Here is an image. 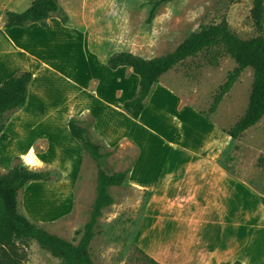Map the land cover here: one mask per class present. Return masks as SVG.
<instances>
[{"label": "rangeland", "instance_id": "1", "mask_svg": "<svg viewBox=\"0 0 264 264\" xmlns=\"http://www.w3.org/2000/svg\"><path fill=\"white\" fill-rule=\"evenodd\" d=\"M32 1L0 0V70L33 74L29 104L23 113H9L6 132H0V174L22 163L49 171L53 179L27 182L18 192V211L60 237L74 243L80 238L96 194L98 162L70 136L67 122L73 117L107 154L101 166L127 171L122 185L108 189L113 203L98 218L99 233L89 245L95 264H153L136 239L162 237L179 223L174 210L161 209L148 213L135 233L155 182L168 184L171 196L177 183L188 190V215L207 212L199 227H180L182 236L200 237V251H216L225 264L232 258L264 264V116L238 138L226 132L247 106L252 69L241 72L212 111L219 86L236 64L222 50L199 52L160 76L133 119L122 102L136 94L138 76L127 66L111 69L106 63L120 51L164 55L222 19L239 37L250 38L258 32L253 0H170L151 20L157 0H57L65 23L52 14L47 28L36 22L3 26L7 10L22 11ZM29 146L34 150L24 153ZM211 164L242 181L195 172ZM18 248L26 254L23 264H63L44 239L21 240Z\"/></svg>", "mask_w": 264, "mask_h": 264}, {"label": "trees", "instance_id": "2", "mask_svg": "<svg viewBox=\"0 0 264 264\" xmlns=\"http://www.w3.org/2000/svg\"><path fill=\"white\" fill-rule=\"evenodd\" d=\"M168 1L170 0H157L150 9L148 20L154 17L159 5ZM52 14L58 15L63 23L67 21V16L57 0H33L22 11L7 10L3 26L25 27L29 23L36 22L42 28H47V20ZM251 17L258 32L250 38L239 37L230 30L227 21L222 19L219 23L208 25L190 34L172 51L161 56L145 58L129 51L111 54L106 60L109 68L127 66L138 76L137 92L132 98L122 102V109L131 118L137 119L144 109L146 97L161 75L199 52L211 49L222 50L234 60L236 65L227 74L224 83L219 86L210 108L212 111L241 72L247 67L252 69L253 79L247 106L242 115L226 131L233 139L240 137L245 130L264 116V34L262 33L264 0H253ZM32 77L30 70H23L0 83V132L5 127L8 114L25 105ZM67 127L70 136L98 162L96 194L80 238L74 243L60 237L18 211V192L27 182L50 181L53 178L49 171L34 170L25 164L15 163L7 172L0 174V264H23L26 254L19 250L18 242L30 238L44 239L58 253L63 264H95L89 245L99 233L98 218L102 209L113 203L108 189L111 186L122 185L127 171L107 172L100 164V160L107 155L102 151L101 144L90 137L87 129L80 125L76 118H69ZM7 138L8 134L3 133V141ZM14 159L18 161L20 157L14 156ZM146 257L153 264H160L148 255ZM233 264H242V262L235 260Z\"/></svg>", "mask_w": 264, "mask_h": 264}, {"label": "crops", "instance_id": "3", "mask_svg": "<svg viewBox=\"0 0 264 264\" xmlns=\"http://www.w3.org/2000/svg\"><path fill=\"white\" fill-rule=\"evenodd\" d=\"M11 71L12 70L9 69L7 73H4V71L0 70V83L2 82V80L13 75ZM28 104L29 100L27 96L25 105L20 108L21 111L18 113H23V109H26V106ZM10 121H8L4 127L5 132ZM30 148L33 147L29 146L24 153H26ZM200 169L203 172L204 176H209L207 179L216 178L218 176H221L222 178L231 176L242 181V179L235 177L226 168L218 164L204 166L195 170V172L197 171V173H199ZM189 185L192 186L191 183H189ZM187 191L188 190H185L180 183H177V190L175 191L173 189V196H171V193H169L168 184L161 187L155 182L146 201L144 212L137 223L135 233L136 231L138 233L139 229L141 230L143 222L145 221L148 213L161 214V209H163L164 211L174 210V212H176L174 220H179V223L176 226L175 230L171 231L170 228L167 233H162V237H155L154 234L152 235L151 233L152 237L145 242L141 241L142 239H136L137 246L146 255L160 264H225L227 258L217 254L216 251H209L207 249V253H204V248L203 251H200L201 249L198 248V240L200 239V237H198V235L193 236V234L190 235L187 233L185 236L181 235L182 229L185 226L190 229L197 228L208 215L205 209L188 215L186 211V204L189 203L187 202ZM193 200H195V198H193ZM180 227L182 229H180ZM234 261L235 259L232 258L230 260V264H233Z\"/></svg>", "mask_w": 264, "mask_h": 264}]
</instances>
